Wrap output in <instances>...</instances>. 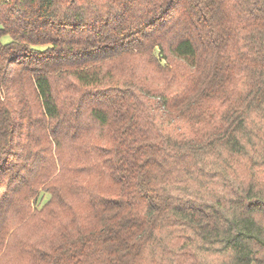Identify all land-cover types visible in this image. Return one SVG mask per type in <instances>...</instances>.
Segmentation results:
<instances>
[{"label": "trees", "instance_id": "trees-1", "mask_svg": "<svg viewBox=\"0 0 264 264\" xmlns=\"http://www.w3.org/2000/svg\"><path fill=\"white\" fill-rule=\"evenodd\" d=\"M0 264H264V0H0Z\"/></svg>", "mask_w": 264, "mask_h": 264}, {"label": "rangeland", "instance_id": "rangeland-1", "mask_svg": "<svg viewBox=\"0 0 264 264\" xmlns=\"http://www.w3.org/2000/svg\"><path fill=\"white\" fill-rule=\"evenodd\" d=\"M9 36L8 35H2L1 36V40L4 42V41H7L9 40ZM47 198V193L43 192V191H40L37 196H36V200L34 202L35 205H40L45 199Z\"/></svg>", "mask_w": 264, "mask_h": 264}]
</instances>
